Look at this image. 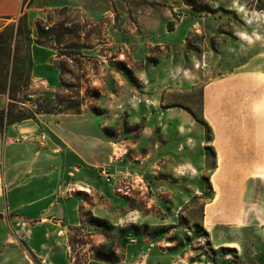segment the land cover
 I'll return each instance as SVG.
<instances>
[{"label":"rangeland","instance_id":"obj_1","mask_svg":"<svg viewBox=\"0 0 264 264\" xmlns=\"http://www.w3.org/2000/svg\"><path fill=\"white\" fill-rule=\"evenodd\" d=\"M3 24L0 84L34 131L0 132V219L23 217L15 199L45 201L47 220V242H14L16 262L41 264L33 246L47 264H262L228 246L242 186L217 185L215 149L221 180L256 155L261 198L264 0H23Z\"/></svg>","mask_w":264,"mask_h":264},{"label":"crops","instance_id":"obj_2","mask_svg":"<svg viewBox=\"0 0 264 264\" xmlns=\"http://www.w3.org/2000/svg\"><path fill=\"white\" fill-rule=\"evenodd\" d=\"M22 8L23 0H0V30L3 29V21L21 15ZM28 122L29 121H24L22 123L11 126L7 132L9 139L10 137H13L15 135H20L23 130L28 132L34 131L27 128ZM250 135L252 137L249 138L253 142L252 145L249 143L251 147L250 151L256 153L257 142L254 137V132L251 131ZM15 149L16 148L9 146L8 152L10 153L12 151V153H10L9 155H12L15 152ZM215 155L217 163L215 169L218 178L217 185L221 187V190L225 191V189H223L224 185H226L225 182L229 184L226 186L227 188L229 186L235 187L236 185L242 186L241 193L237 200L231 202V204H226L227 208L229 209L227 213L229 218L225 217L224 214L222 217V219H228L226 220L228 221L226 223L229 224L228 227H230L231 231H233V235L237 239V242H235L234 244H228V246L230 245L231 247H235L237 245L241 249H250L252 252L251 256L258 259V261L260 259V261H262V264H264V193L262 197L257 200L255 199V193L252 192V189L254 187L253 179L256 177V155L250 160L251 163L248 168L237 165L236 159L234 157H231V159H229V163L232 166H230L229 169H226L228 171L226 173L236 178V180L234 178L231 180L220 179V175L225 170L224 162L226 161V159L220 149L218 138H216ZM9 159L10 157H8V160ZM12 159L15 158L13 157ZM32 193L33 192H31V194ZM22 199L26 200L25 197H23ZM24 204H26L28 207L26 206L25 209L22 210V212H17V205H19V203L15 199L9 200L7 203V210L9 211L8 214H11L12 212L21 213L23 217H9L5 220L0 219V264H32L31 260H29L28 263L25 258H20V261L16 262L14 258V253L17 251V248L14 246V242L18 241L20 239L19 237H23V239H29V241L36 240L39 244L48 241L47 238L42 237L41 235H35V229H37L40 225H43L47 221L41 216L45 212L44 209L46 202L43 200L30 201V203H28V201H23L22 205ZM210 205H216V207H219L221 205V202L214 201ZM208 206L209 205L207 204L203 208L202 220L204 219V216L205 219L208 218ZM216 224L217 223L215 221H212L210 224V229L215 230V228H217ZM207 231L210 232L209 229ZM226 246L227 245H222L221 247ZM30 250L31 255H33V257L37 259L39 263H48V257L42 255L39 249L30 246Z\"/></svg>","mask_w":264,"mask_h":264},{"label":"trees","instance_id":"obj_3","mask_svg":"<svg viewBox=\"0 0 264 264\" xmlns=\"http://www.w3.org/2000/svg\"><path fill=\"white\" fill-rule=\"evenodd\" d=\"M53 35L59 36L58 32L56 30L53 31ZM32 43L39 45L38 41H34ZM0 45L2 46L3 43H1ZM8 58H9V54H8ZM13 65H15L14 61H13ZM26 79L28 80V82L30 84L29 77H26ZM17 93H18V87L16 85L11 87V88L10 87L7 88L6 83L0 84V95L6 94L10 100V103L7 106L6 110H3L0 113V132L4 131L6 129L8 130V128L10 126H13L15 124H19V123H22L24 121L34 119L33 114H29L23 108H18V104L22 105L23 103L17 101V99H16ZM80 107H81V102L78 101L76 103V109L74 110V113H77L80 110ZM59 114H66V113L60 112Z\"/></svg>","mask_w":264,"mask_h":264},{"label":"built area","instance_id":"obj_4","mask_svg":"<svg viewBox=\"0 0 264 264\" xmlns=\"http://www.w3.org/2000/svg\"><path fill=\"white\" fill-rule=\"evenodd\" d=\"M105 182L110 183V178L108 176H106Z\"/></svg>","mask_w":264,"mask_h":264}]
</instances>
